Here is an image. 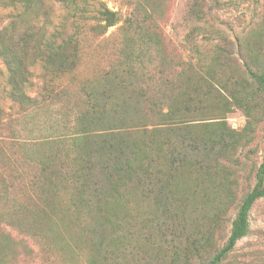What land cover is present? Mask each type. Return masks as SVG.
Masks as SVG:
<instances>
[{
	"label": "rangeland",
	"instance_id": "374dc122",
	"mask_svg": "<svg viewBox=\"0 0 264 264\" xmlns=\"http://www.w3.org/2000/svg\"><path fill=\"white\" fill-rule=\"evenodd\" d=\"M103 1L124 15L133 8L132 0ZM193 1L146 2L158 24L163 55L161 75L156 72L159 59L149 66L155 74L150 92L154 100L163 98L164 115L142 103L147 88L140 75L141 81L131 71L125 73L127 86L112 83L118 97L133 98L122 101L127 113L117 115L129 125L125 138L144 140V131L154 130L172 142V164L168 149L166 161H160L158 152L151 155L166 171L173 195L145 203L135 211L141 217L131 220V227L117 226L114 215L101 207L95 213L99 219L89 220L94 232L88 234L87 223L68 207L67 191L57 195L56 207L47 202L50 187L32 180L38 179V170L29 155H22V146L13 144L53 133L51 108L32 117L23 114L4 88L8 69L0 56V134L6 137L0 150V193L7 185L4 195L9 198H0V264H207L225 245L264 155V91L247 68L264 71V0H197V12H191ZM47 2L45 27L51 32L62 22L64 9L60 0ZM12 11V6L0 4L2 25ZM67 29L74 32L73 23ZM100 30L89 24L66 46L65 59H76L73 71L56 78L64 86L60 100L66 104H83V90L104 95L111 86L104 75L121 69L117 26ZM159 46H152L155 54ZM31 64L32 89H38L44 71L40 62ZM64 105L54 104L53 115H63ZM180 136L185 139L178 140ZM249 219L248 233L219 264H264V197L253 204ZM117 234H124L122 249L113 247Z\"/></svg>",
	"mask_w": 264,
	"mask_h": 264
},
{
	"label": "trees",
	"instance_id": "16d2710c",
	"mask_svg": "<svg viewBox=\"0 0 264 264\" xmlns=\"http://www.w3.org/2000/svg\"><path fill=\"white\" fill-rule=\"evenodd\" d=\"M94 1L60 0L64 9L62 22L55 25L53 31L48 32L45 27L49 19L47 0H0L2 6H12L13 10L7 23L2 25L5 19H0V56L8 69L4 86L6 93L26 116L32 117L33 113L42 108H51V126H54L55 130L30 142H15L13 147L17 144L22 146V155H29L32 168L38 170V179L32 180L35 183L43 182L44 186L50 187L47 190L53 194L46 200L51 206L56 207L59 203L58 196L61 192H68V207L76 218L87 223L85 228L88 234L94 232L89 220L99 219L95 217V213L101 207H105L107 212L114 215L117 226L125 228L131 227V220L141 217L136 215L135 211H141L145 203H159L163 198L167 201L173 195L166 171H163L162 165L155 162V157L151 155L158 152L161 154V157H158L161 158L160 161H166L168 149L171 163V140H165L167 137L163 134L161 139L159 133L150 130L144 131V140L141 138L139 141H130L123 136L127 133L124 130L129 127L124 121L126 119L117 116L119 113H127V107L122 101L133 102V98L127 94L118 97L115 88L122 83L127 86L124 74H130V71L139 81L142 77V82L147 88L142 89V103L152 112L155 110L157 114L164 115L163 98L154 100L155 97L150 92L155 74L150 71L149 66L153 59H159L155 69L158 75H161L163 57L162 48L159 46L160 32L153 11L146 7L147 0H132L133 8L125 15L111 8L103 0H98V3ZM196 1L190 5L191 12H197ZM91 12L94 14L91 15ZM25 15L27 17L24 19ZM43 18L44 21H41ZM90 19L94 22L90 23ZM72 23L75 31L70 33L67 27L69 24L72 26ZM89 24L93 29L101 28L102 33H106L111 26H117L122 43L118 54L121 69L106 72L104 75L111 80V86L104 95L83 90L86 93L84 103L72 106L60 100L64 96V86L60 87L56 78L74 70L75 56L65 59L63 53L67 45L78 39V32ZM153 45L160 47L159 53L152 51ZM69 54L74 55L73 52ZM35 62H40L44 71L38 89H32L31 63ZM247 68L255 80L256 87L264 91V71L256 73L250 66ZM110 74L113 75L109 76ZM147 75L149 78L144 77ZM114 82L115 87L112 85ZM160 85L161 80L157 81L158 91ZM59 103L65 104L67 111L63 112V115L54 116L53 105ZM58 112L56 110V113ZM98 122L100 124H97ZM5 138L0 134V150H3ZM184 139V136L178 137V140ZM156 165L161 168L155 169ZM99 176L100 179L97 180ZM169 176L171 178L172 174L169 173ZM165 186V191H162ZM2 188L0 198L2 195L3 201H6L9 198H6L4 191L8 187L6 185ZM134 189L137 190L136 193L133 192ZM152 190L153 199L149 201ZM261 197H264V155L257 170L256 183L240 204L227 242L207 264L221 263L235 248L237 241L248 233L250 210ZM94 206L98 209L93 210ZM123 235H116L117 246L113 247L122 249L126 246ZM97 245L101 246L99 243Z\"/></svg>",
	"mask_w": 264,
	"mask_h": 264
}]
</instances>
